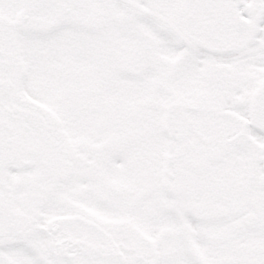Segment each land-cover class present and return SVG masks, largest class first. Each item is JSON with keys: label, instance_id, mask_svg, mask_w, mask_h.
<instances>
[{"label": "snow or ice", "instance_id": "snow-or-ice-1", "mask_svg": "<svg viewBox=\"0 0 264 264\" xmlns=\"http://www.w3.org/2000/svg\"><path fill=\"white\" fill-rule=\"evenodd\" d=\"M0 264H264V0H0Z\"/></svg>", "mask_w": 264, "mask_h": 264}]
</instances>
